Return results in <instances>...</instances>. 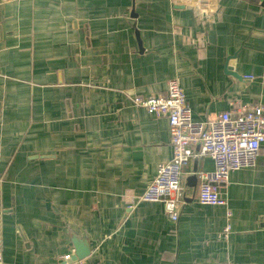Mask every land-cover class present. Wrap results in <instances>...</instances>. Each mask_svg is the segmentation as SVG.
<instances>
[{
  "label": "crops",
  "instance_id": "0c3cea01",
  "mask_svg": "<svg viewBox=\"0 0 264 264\" xmlns=\"http://www.w3.org/2000/svg\"><path fill=\"white\" fill-rule=\"evenodd\" d=\"M262 2L208 17L169 0H0L5 264H264V143L226 206L198 201L186 181L213 161L193 158L174 221L138 200L173 156L168 119L131 101L177 77L195 120L264 105ZM75 241L91 253L73 262Z\"/></svg>",
  "mask_w": 264,
  "mask_h": 264
},
{
  "label": "built area",
  "instance_id": "2783aa9c",
  "mask_svg": "<svg viewBox=\"0 0 264 264\" xmlns=\"http://www.w3.org/2000/svg\"><path fill=\"white\" fill-rule=\"evenodd\" d=\"M172 8L192 11L198 16L219 12L221 0H169ZM245 78L253 79L252 75ZM133 105L146 109L169 122L173 156L158 165L155 178L138 198L161 202L169 217L177 221L185 198L184 168L193 158L208 156L211 170H198V201L202 204L227 205L223 192L235 171L252 168L264 143V105L239 106L207 120H195L184 89L177 77L169 79L164 95L131 97ZM199 146L198 150L194 148ZM231 212H228V216ZM231 226L224 229L229 236ZM69 257L66 256L65 260ZM0 264L4 263L0 246Z\"/></svg>",
  "mask_w": 264,
  "mask_h": 264
},
{
  "label": "water",
  "instance_id": "95a60500",
  "mask_svg": "<svg viewBox=\"0 0 264 264\" xmlns=\"http://www.w3.org/2000/svg\"><path fill=\"white\" fill-rule=\"evenodd\" d=\"M262 6H264V0L262 2ZM214 16H215L214 14L208 15V17H214ZM139 44H140V41H139ZM227 67H229L228 64H227ZM230 69L231 68L229 67L227 71L229 72ZM196 164H197V161L195 162L194 174L190 176L186 181L187 185L194 186L197 183L198 179H197L196 173L198 172V168ZM75 246H76L75 253L70 256V261L74 262L77 260H83L90 255L91 250H90L89 245L86 242L75 241Z\"/></svg>",
  "mask_w": 264,
  "mask_h": 264
}]
</instances>
